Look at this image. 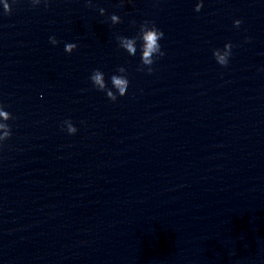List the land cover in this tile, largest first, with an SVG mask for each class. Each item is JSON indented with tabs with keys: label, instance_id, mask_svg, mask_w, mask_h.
<instances>
[{
	"label": "clouds",
	"instance_id": "1",
	"mask_svg": "<svg viewBox=\"0 0 264 264\" xmlns=\"http://www.w3.org/2000/svg\"><path fill=\"white\" fill-rule=\"evenodd\" d=\"M13 3L16 0H12ZM41 2L44 3L45 7L48 6L49 0H30V3L33 7L38 6ZM87 7H93L92 0H86ZM203 7L202 0L195 5L194 11L199 12ZM3 10L4 14H10L12 12V8L8 3V0H4L3 2ZM105 9L100 8L99 12L101 15H105ZM110 20L113 25L121 23V18L118 15H111ZM135 24V21L132 22ZM242 22L240 20L233 21L235 27H239ZM164 37V33L162 30L156 27V25L151 22L145 20L139 28V33L137 36L128 38L124 36H117L116 39L118 41L119 47L124 49L129 55L135 56L137 53V41L140 43V51H141V65L146 66L147 72L149 74L152 73L153 69L151 65L154 63V59L156 57H162L165 55V52L161 49V45L159 41ZM49 42L52 45L58 44L55 36L49 37ZM233 45L231 43H226L224 45L223 50L214 49L213 56L218 64L221 66H227L229 57L231 55V49ZM77 48V44L75 43H67L65 44L64 51L68 54H71ZM138 70L143 71L144 67L139 68ZM126 69L124 67H119L117 72L120 75H112L110 77L112 88L116 90V92L112 91V89L108 88L104 73L99 70H93L92 75L90 76V80L93 86L98 90L106 93V96L109 100L115 102L117 100V94L120 97H123L128 90L129 80L126 75ZM12 119V116L9 112L4 110L3 105H0V143L9 139L11 137V128L6 123L8 120ZM66 128V131L69 135H74L78 131V129L73 125L71 120H65L63 122V126Z\"/></svg>",
	"mask_w": 264,
	"mask_h": 264
}]
</instances>
